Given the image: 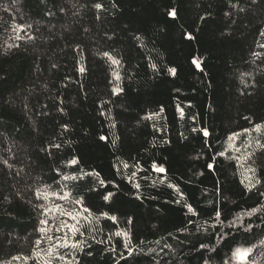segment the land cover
<instances>
[{"label": "trees", "instance_id": "1", "mask_svg": "<svg viewBox=\"0 0 264 264\" xmlns=\"http://www.w3.org/2000/svg\"><path fill=\"white\" fill-rule=\"evenodd\" d=\"M261 33L264 0H0V264H45L44 207H80L46 185L90 209L79 264H264V149L246 178L228 148L264 144Z\"/></svg>", "mask_w": 264, "mask_h": 264}, {"label": "snow or ice", "instance_id": "2", "mask_svg": "<svg viewBox=\"0 0 264 264\" xmlns=\"http://www.w3.org/2000/svg\"><path fill=\"white\" fill-rule=\"evenodd\" d=\"M95 7L97 9H101L103 6L101 4H96ZM168 16L175 19L177 18V10L176 9H171L168 11ZM261 35H264V33H261ZM20 37L17 36L16 39H19ZM188 38H191V37H188ZM9 47H11V45H9ZM262 47H264V45H262ZM105 56H109L108 53H104ZM109 59L112 60V63L113 64H118L119 61L118 60H115L113 59L112 57L109 56ZM193 63H195L197 65V67H199V63L197 61H193ZM153 67H155V65H153ZM81 71H83V69L81 68L80 69ZM170 73L172 74H175L176 72V69L175 68H170L168 70ZM114 75L116 76L117 79H119V75L117 73H114ZM113 92H117V89H113ZM161 111H163V109H161ZM182 111V110H181ZM149 119L151 117H148ZM261 129V125H256L255 127V130L256 131H260ZM195 131V129L193 130ZM203 131V135L205 137H207L209 135V132L205 129V130H202ZM245 133L248 131L247 129L244 130ZM241 135V133H234L232 136H229V141H233L235 140L236 138H238L239 136ZM101 140H104L106 139L105 137H100ZM257 144L258 146L261 148V149H264V144H261L259 141H257ZM250 146V145H249ZM54 147L56 148H59L60 145H54ZM237 151H239V149H237ZM220 155H223V153H220ZM247 158H250V155ZM77 160L75 158H73L69 164L70 165H75L77 164ZM125 167H127V165H125ZM154 168H156L157 171L159 172H164L165 170L162 168V167H157L156 165H153ZM208 167L211 169L213 167L212 164H209ZM248 171L250 172H254L255 170L252 169V168H248L247 169ZM95 175H99L98 173L95 174ZM65 180H68V179H71V180H76L77 177L75 176H72V177H68V176H65L64 177ZM99 183L101 185H104V181L103 180H99ZM50 187V186H45V189L44 190H38L37 191V199H49L50 196L52 197H56V199L58 200H61V201H69L70 203H72L73 205H79L80 207L79 208H76V207H73L71 209H68L66 207H64V205L62 204H55L52 208H47V207H44V206H41V207H44V215H48L50 213L53 214V218L55 219L56 218V214L58 213L59 217H67V219H60L59 223L56 224H52L51 227H41L39 229V231L44 234L46 236V238L48 240H53L55 239L57 241V243L55 244H52L48 249H47V256L49 257L48 260H46L45 264H52V259H56V260H59V261H62L64 262V264H79V261L78 260H75V258L73 259H66L65 255L60 253L59 252V249L61 248H71V249H74V250H82L81 249V246L78 242H74V243H71V244H68L67 243V239H68V236L69 234H71V236H77V235H83V231H82V228L84 227V225L81 224V218L83 219H87V217H84L83 216V213H90V209L87 208V207H84L83 206V199L82 198H73L72 197V194L71 192H63V193H57L55 191L49 193L47 191V188ZM66 187V186H65ZM134 187H139V185H134ZM171 187V185H170ZM113 195V193L109 192L107 195H105L103 197V199L105 201L109 200V198ZM262 195H264V193H262ZM188 209L190 212H194V209H192L191 205H187ZM253 211H255V209H253ZM101 215L103 216H106L108 219H111L113 222L116 221V217L114 216H108L107 213H102ZM217 216H219V213H217ZM69 220L72 221V223H69ZM91 223V221H89V224ZM40 224L41 225H48L49 224V221L47 219L45 220H41L40 221ZM55 230V232H64L65 229H67V232L64 233V236L63 237H60V236H57V237H53V236H47V233L49 231H52V230ZM116 236H125L127 237L128 234L125 232V233H122V232H116L114 233ZM37 245H39L41 243L40 240H37L36 241ZM129 243H130V240H129ZM208 245H205V244H201L200 245V248H207ZM125 248L128 250V255L131 256L133 254L132 252V249L129 247L128 244H125ZM212 251H215V249L213 248ZM251 252V249L250 248H236L232 255L233 257H238L239 260L241 262H245L247 260V257L249 255V253ZM89 255H91V253H88ZM124 258V257H122ZM204 264H209V262L207 260H205ZM224 264H230L229 261H225Z\"/></svg>", "mask_w": 264, "mask_h": 264}, {"label": "rangeland", "instance_id": "3", "mask_svg": "<svg viewBox=\"0 0 264 264\" xmlns=\"http://www.w3.org/2000/svg\"><path fill=\"white\" fill-rule=\"evenodd\" d=\"M262 129H264V127H262ZM254 144H257V141L253 140V136L249 134H243L233 141H228V148L236 154H239V158L242 164V173L246 178L251 174V172L247 169L252 168L251 148ZM237 149H239V151H237ZM249 155L250 158L246 159V157H248Z\"/></svg>", "mask_w": 264, "mask_h": 264}]
</instances>
